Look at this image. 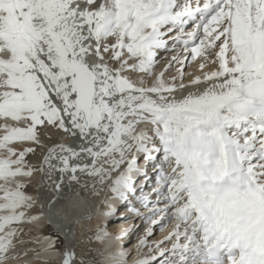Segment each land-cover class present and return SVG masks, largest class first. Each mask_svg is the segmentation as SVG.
<instances>
[{
  "label": "snow or ice",
  "instance_id": "snow-or-ice-1",
  "mask_svg": "<svg viewBox=\"0 0 264 264\" xmlns=\"http://www.w3.org/2000/svg\"><path fill=\"white\" fill-rule=\"evenodd\" d=\"M0 121V264L44 218L25 191L36 172L58 193L111 192L103 216L130 205L147 225L131 264H264V0H0ZM48 126L76 145L27 163ZM35 243L24 256L59 241ZM77 259L95 264L71 249L62 264Z\"/></svg>",
  "mask_w": 264,
  "mask_h": 264
},
{
  "label": "bare ground",
  "instance_id": "bare-ground-1",
  "mask_svg": "<svg viewBox=\"0 0 264 264\" xmlns=\"http://www.w3.org/2000/svg\"><path fill=\"white\" fill-rule=\"evenodd\" d=\"M161 55L168 54L161 53ZM198 65L199 61H195L191 62L186 67L185 71L190 75L186 77L185 82H187V79H191L192 76L201 74ZM163 67V63L160 64L157 71L163 70ZM175 74L176 68L174 67L171 75ZM180 95V93H177V96ZM0 123H3V121H0ZM8 123L11 124L13 122L9 120ZM20 126L24 125L21 124ZM42 132L45 133L44 136L41 135V139L45 144L44 148H39L31 144L24 145L37 148L35 154L26 156V161L29 164L40 165L48 148L53 145L66 143L75 146L77 143L76 140L69 137L64 132L51 126L44 127ZM0 134H2V132H0ZM13 146L17 148L21 147L18 143ZM115 175H118V173H114V177ZM42 180L45 181L43 185H41ZM28 183L29 187H27L25 191L27 194L35 196L39 200V203L30 214H37L43 211L44 218L33 224L24 225L25 234L18 239L25 242L17 243V251L21 253V257L18 261H12L10 264H25V261H28L29 264H43L44 261H47V264H62L65 249H71L78 258H100V264H112L110 255L118 253L122 248L128 255L129 264H131L132 260L139 258L135 245L138 243V237L144 235V229L147 225L139 216L135 218L134 222L124 218L125 213L130 211L129 206H127L126 212L124 214L121 213L120 216L117 215L118 211L116 215L110 217L101 215V212L107 211V208L102 203L103 197L107 194H110L112 197L113 194L111 192L105 191L97 197L94 196L90 190L74 184L71 190L65 186L63 191L58 193L54 191L53 188L49 187V182L46 181L43 173L40 172L34 173ZM110 203L114 205L117 210L121 208L123 210L125 208V203H121L119 199L113 198L110 200ZM40 204L44 205L43 209L40 208ZM140 209L146 212V209L143 207H140ZM128 215H131V219L135 216L132 212ZM89 216L92 218L88 219ZM105 224L108 226L110 236L103 241H95L90 244V236L96 233L98 226L102 227ZM132 224L133 226H137L134 231L130 232L131 234H128V237L125 239H117L118 236H121V234L125 232V229L132 228ZM49 225L63 236V249L56 245L57 251L42 253L40 258H37L35 253L31 251L28 252L27 256H24V250L36 248L37 244L35 242L42 239L43 236L53 235L56 237L57 234L50 231L52 227ZM29 229H32V231H29ZM165 234L166 233L157 230L155 235L149 239L160 240ZM93 246H95V248L91 249ZM103 250L105 251L104 253ZM78 260L79 259H77L75 264Z\"/></svg>",
  "mask_w": 264,
  "mask_h": 264
},
{
  "label": "rangeland",
  "instance_id": "rangeland-1",
  "mask_svg": "<svg viewBox=\"0 0 264 264\" xmlns=\"http://www.w3.org/2000/svg\"><path fill=\"white\" fill-rule=\"evenodd\" d=\"M43 129H44V127H42V128H39L38 130L40 131V133H41V135L42 136H44L45 135V133H43L42 131H43ZM33 162V161H32ZM50 226V225H49ZM50 227H52V226H50ZM51 232H54L55 234H57L56 235V237H57V239H58V241H59V243L57 244L58 245V247L59 248H61V249H63V242H64V239H63V236L59 233V232H57V231H55V229L52 227V229L50 230ZM49 231V232H50ZM96 235V233H93L90 237H94ZM90 241H91V243L90 244H92V243H94L96 240H94V239H90ZM95 248V246H93L91 249H94ZM97 251V250H96ZM100 257V256H99ZM87 260H90V261H94L95 262V264H100V262H101V259L100 258H98V259H96V258H89V259H87ZM97 262H99V263H97ZM76 264H79V260H78V262L76 263Z\"/></svg>",
  "mask_w": 264,
  "mask_h": 264
}]
</instances>
